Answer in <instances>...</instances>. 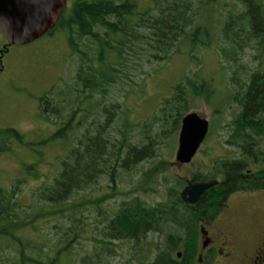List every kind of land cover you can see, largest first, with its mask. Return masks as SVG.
Masks as SVG:
<instances>
[{"label":"trees","instance_id":"trees-1","mask_svg":"<svg viewBox=\"0 0 264 264\" xmlns=\"http://www.w3.org/2000/svg\"><path fill=\"white\" fill-rule=\"evenodd\" d=\"M238 1L242 9L238 13L230 11L221 23L224 43L219 46L225 60L233 65L232 99L240 106V111L228 122L230 133L226 143L236 147L241 156L216 159L208 171L194 173L191 181L219 180L195 204H188L181 198L187 179L175 176L168 181L171 163L156 157L161 143L180 131L183 117L192 111L195 99L211 101L216 91L213 82L186 77L176 83L171 95L164 99L159 114L142 124L134 140L125 133L129 123L120 130V137L109 133L122 105L113 101L106 103L105 99L119 78H131L127 72L130 61L138 64L143 58L150 63L163 62L184 42L206 43L213 34L209 1L153 0L151 6L139 10L134 0H74L66 7L56 26L47 34L66 31L70 48L79 57L74 83L69 90L60 89L55 94L46 92L40 99V113L48 119L57 114L60 126L52 136L67 138L69 142L74 140L72 133L76 125L91 116L88 107H81L83 102L99 105L103 118L93 117L82 135H76L61 162L59 174L39 190L38 198L52 204L54 209L42 210L28 220L20 212L21 205L15 197L17 188L0 187V243L7 240V247L15 244L17 258L13 264H72L75 260L71 258L72 243L82 234L81 224H71L68 227L72 230L71 238L60 237L57 247L48 251L18 232L28 227L36 228L35 220L50 214L74 218L73 222L81 223L83 219L75 216L83 205L81 191L90 189L101 178L116 184L117 180H123L124 173L137 170L142 174L136 180V187L144 192L162 194V198L152 202L138 192L124 198L101 229L104 242L100 243V248L114 254L116 241L130 240L137 249L143 246L150 233H163L165 245L157 247L153 258H132L124 264H210L199 261L195 251L201 224L219 215L232 192L264 188V148L261 144L264 137V0ZM205 5L206 12L203 11ZM84 39L90 41L86 48L81 47ZM247 49L251 50L257 67L244 60ZM95 93L102 96V103L93 97ZM66 109L70 111L64 118L62 112ZM80 111L83 114L78 119ZM12 138L22 141L23 134L14 127L0 128V153L7 150L4 142ZM158 179L166 180L164 188H154L150 184ZM107 197L106 194L97 197V207ZM65 210L70 214L64 213ZM34 250L36 256L32 255ZM2 255L0 245V264H8ZM64 256L68 258L64 260ZM99 257L98 252L87 253L80 263L96 264L101 261Z\"/></svg>","mask_w":264,"mask_h":264},{"label":"rangeland","instance_id":"rangeland-1","mask_svg":"<svg viewBox=\"0 0 264 264\" xmlns=\"http://www.w3.org/2000/svg\"><path fill=\"white\" fill-rule=\"evenodd\" d=\"M73 1L68 0L67 6L70 7ZM134 1H137L139 10L153 4V0ZM208 1L213 34L206 43L194 45L184 42L179 46L178 51L163 62L150 63L143 58L138 64L130 61L127 72L131 78L125 76L119 78L118 82L110 87L105 99L106 103L113 101L122 105L109 128V133L113 137H120V130L124 129V124L129 123L128 131L125 130V133L134 140L139 136L142 124L150 120L153 115L159 114L164 99L171 95L176 83L186 77L198 80L200 77L201 80L213 82L216 91L211 101L206 102L203 98L195 99V106L192 109L210 121L209 133L193 160L181 164L176 159L180 131L164 140L159 146L156 158L167 159L171 163L167 171L170 177L168 181L173 180L175 176L192 179L194 173L208 171L216 159L241 156L236 147L226 143L230 133L228 122L240 111V106L232 99L233 87L230 76L233 65L225 60L219 45L224 43L220 34L222 21L230 11L238 13L242 5L238 0ZM203 11H207L206 5ZM6 41V37L0 31V50ZM86 43L90 41L84 39L81 47L86 48ZM251 56V50L247 49L244 60L249 62L250 66L257 67V62H254ZM0 58V66L1 64L3 66L0 71V128L14 127L23 134L22 141L12 138L8 143L4 142L7 150L0 153V187L17 188L15 197L21 205L20 212L30 220L42 210L54 209L52 204L38 198L39 190L49 185L59 174L62 169L61 162L73 141L75 142L76 135H82L93 117L96 119L103 117L99 105L91 106L83 102L81 107L83 109L88 107V114L91 116L76 125L72 133L74 140L71 138L73 141L69 142L67 138L52 136L60 126L58 115L52 114L48 119L40 113V99L46 92L53 91L55 94L60 89L69 90L70 84L74 83L79 57L72 52L66 31L56 30L33 42L11 45L3 57L0 54ZM96 95L98 97H95ZM95 96L93 97L97 98V101L103 102L101 95L95 93ZM69 111L66 109L62 112L64 118L68 116ZM82 114L83 111L78 113V119ZM261 144L264 147V137L261 139ZM144 164L146 166L148 162ZM141 174L139 170L124 173L123 180H117L116 184L108 178H101L90 189L81 191L79 194L84 197L83 205L80 207L81 212L77 210L75 213L76 217L83 219L81 223L78 220L73 222L74 218L50 214L38 217L34 222L36 228L28 227L18 234L31 238L48 251L57 247L60 237L71 238L72 230L68 228L71 224H81L82 234L72 243L71 258H75L72 264H81V257L91 252L100 254L101 261L96 264H124L132 258L151 259L156 255L157 247L165 245V234L150 233L143 246L137 249L133 248L130 240L116 241L113 245L116 248L114 254H109L100 248V243L104 242L101 229L114 215L124 198L136 192L152 202L162 198V194L150 190L144 192L141 187H136V180ZM150 184L154 188H164L166 180L158 179ZM103 194L108 197L100 203V207H97L96 199ZM229 205L230 211L220 218H230L234 227L242 234L247 235L250 232L251 235L243 242L247 246V251L253 253L259 233L263 235L264 219L257 213L259 207L264 209V188L252 193H234L229 197ZM64 213L68 215L70 211L65 210ZM0 245L6 262L13 264L17 258L13 249L15 244L7 247L6 240L1 241ZM36 254L37 251L34 250L32 255L36 256ZM66 258L68 257H63L64 260Z\"/></svg>","mask_w":264,"mask_h":264},{"label":"water","instance_id":"water-1","mask_svg":"<svg viewBox=\"0 0 264 264\" xmlns=\"http://www.w3.org/2000/svg\"><path fill=\"white\" fill-rule=\"evenodd\" d=\"M67 3L68 0H0V31L6 37L7 45L27 44L50 32L56 26ZM209 129V119L196 111L183 117L176 152L179 163L187 164L192 161ZM218 182V179L189 180L181 191V198L188 204H195Z\"/></svg>","mask_w":264,"mask_h":264},{"label":"flooded vegetation","instance_id":"flooded-vegetation-1","mask_svg":"<svg viewBox=\"0 0 264 264\" xmlns=\"http://www.w3.org/2000/svg\"><path fill=\"white\" fill-rule=\"evenodd\" d=\"M51 33H54V31ZM9 47L10 46L7 45L6 41L0 50L1 57H3L8 52ZM2 69L3 66L1 64L0 71ZM188 180L191 181V179H187V182ZM254 191L256 190H236L232 192L229 197L234 193H252ZM229 208L230 205L228 198L225 208L214 220L201 224V234L199 235L195 250L198 260L202 262H208L210 264H263L264 227L262 228L263 235L259 233V238L257 237V242L254 244V252L249 253L243 240L247 239L251 235L250 232H248L247 235L242 234L241 231L234 227L230 218H220L221 216L224 217L226 213L230 211ZM263 211L264 209L262 207L258 208L257 214L262 219H264Z\"/></svg>","mask_w":264,"mask_h":264}]
</instances>
